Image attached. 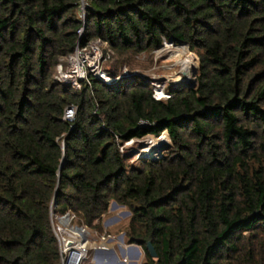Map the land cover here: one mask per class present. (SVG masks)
<instances>
[{
    "label": "trees",
    "instance_id": "trees-1",
    "mask_svg": "<svg viewBox=\"0 0 264 264\" xmlns=\"http://www.w3.org/2000/svg\"><path fill=\"white\" fill-rule=\"evenodd\" d=\"M93 39L112 78L185 43L196 84L156 100L138 75L59 81ZM163 131L165 155L129 162L125 142ZM111 201L143 264H264V0H85L84 19L80 0H0V264H59L51 204L100 230Z\"/></svg>",
    "mask_w": 264,
    "mask_h": 264
},
{
    "label": "built area",
    "instance_id": "built-area-1",
    "mask_svg": "<svg viewBox=\"0 0 264 264\" xmlns=\"http://www.w3.org/2000/svg\"><path fill=\"white\" fill-rule=\"evenodd\" d=\"M84 4L85 0H80L82 19H84ZM77 33L79 36L82 35L83 26L77 30ZM113 54L106 42L99 39L90 40L81 46L77 44L74 51L66 57V68L62 70V65H58L59 75L57 79L70 83L73 88L79 89L80 82L86 80L89 75L107 83L116 81L124 75H129L127 70H124L121 75L110 78L104 72L102 64L110 60ZM168 97L169 94L164 90L153 89L154 99H166ZM75 113L76 106L70 104L65 108L63 118L73 121ZM141 123L146 122L142 120ZM53 207L54 205L51 204L50 220L58 244L59 264H101L106 262V260H92L93 255L98 251L110 250L108 242L116 238L107 232L103 224V228L101 227V219H94L92 222V224L100 226L101 229L98 230L84 224L74 212L67 210L63 214H58L53 211ZM121 262H129V260L124 258ZM137 262L138 260L132 261L134 264Z\"/></svg>",
    "mask_w": 264,
    "mask_h": 264
},
{
    "label": "rangeland",
    "instance_id": "rangeland-1",
    "mask_svg": "<svg viewBox=\"0 0 264 264\" xmlns=\"http://www.w3.org/2000/svg\"><path fill=\"white\" fill-rule=\"evenodd\" d=\"M184 48V49H182ZM103 51H105V48H103ZM185 53L186 57L192 58V62L194 64V70L198 68V58L195 55L193 51H190L187 44L185 43H173L170 40L163 41L162 45L149 52V53H140L135 56V67L131 70L127 66L121 67V70L119 71L120 75L124 70H127V73L129 75H124L125 77H129L132 75H138L142 77L144 80H146L150 86L153 89L157 90H164V92H167V88L170 86H177L182 87L181 85H178L175 83L177 82H183V79L186 78L181 73V65L178 62L180 59L181 53ZM195 59V60H194ZM112 58L110 60H107L103 62L102 67L104 69V72L107 73L106 70L112 69ZM60 64V63H59ZM56 65V72L55 77H58V65ZM62 70H64L66 67V63H61ZM194 71L192 72L193 75ZM197 73V71H196ZM119 76V75H118ZM108 77L111 78L110 75ZM121 78V77H120ZM193 80V76H191ZM191 80V81H192ZM188 82H190L188 80ZM166 136V137H164ZM161 138H164V142H160ZM155 142L160 143V146L156 147H149L150 144H154ZM150 143V144H149ZM125 148H127V152L131 153V158L129 159V162L131 164H135L137 162V158L142 156L152 157V158H159L163 155H165L168 151V148L170 147V139L168 136V133L166 131H163L159 136L155 135H145L141 138H135L127 143H124L123 145ZM115 201H111L108 207V211L105 215L101 216V227L102 222L107 221H114L113 225L114 230L109 231V229H112L110 227H107L106 230L109 231V233H113L112 235H120V232L124 234V226L127 222L129 211L122 205L117 204ZM111 226V227H112ZM103 228V227H102ZM124 242L126 243L125 239ZM133 260H129V262H124V264H132ZM101 264H121V260H106V262ZM136 264H143V260H138Z\"/></svg>",
    "mask_w": 264,
    "mask_h": 264
},
{
    "label": "crops",
    "instance_id": "crops-1",
    "mask_svg": "<svg viewBox=\"0 0 264 264\" xmlns=\"http://www.w3.org/2000/svg\"><path fill=\"white\" fill-rule=\"evenodd\" d=\"M114 221H107L102 222V224L107 228L110 227L112 229H109V231L114 230L113 225ZM112 226V227H111ZM109 231H107L109 233ZM110 234V233H109ZM111 233L110 235H112ZM122 232H120V235ZM120 235H112L116 236L115 239L108 242V245L110 246V250H103L98 251L93 255L92 260H143V251L140 246L136 244H127L120 239ZM129 245V246H128ZM139 252V253H138ZM133 264V263H132Z\"/></svg>",
    "mask_w": 264,
    "mask_h": 264
},
{
    "label": "bare ground",
    "instance_id": "bare-ground-1",
    "mask_svg": "<svg viewBox=\"0 0 264 264\" xmlns=\"http://www.w3.org/2000/svg\"><path fill=\"white\" fill-rule=\"evenodd\" d=\"M182 49H184V48H182ZM180 56L181 57L178 60V62L181 65V73H182V75H184L186 77L183 79V82H188V80L191 81L192 80L191 76H193L192 72L194 71V64L192 62V58L186 57V54L183 53V51H182ZM164 137H166V136H164ZM164 141H165V139L161 138L160 142H164ZM151 146H153V147L160 146V143H158V142H155L154 144L151 143L149 147H151Z\"/></svg>",
    "mask_w": 264,
    "mask_h": 264
},
{
    "label": "water",
    "instance_id": "water-1",
    "mask_svg": "<svg viewBox=\"0 0 264 264\" xmlns=\"http://www.w3.org/2000/svg\"><path fill=\"white\" fill-rule=\"evenodd\" d=\"M170 41H172V40H170ZM196 69L194 70V73H193V80L192 81H190V82H177V83H175V85L176 84H178V85H181L182 87H193L195 84H196ZM115 203V202H114ZM123 236H124V234L122 233L121 235H120V239L123 241ZM147 247H148V250H149V253H150V255L152 256V257H156V252H155V250H154V247L152 246V244L151 243H148L147 244ZM139 253V252H138ZM121 264H124L123 262H121ZM134 264V263H133Z\"/></svg>",
    "mask_w": 264,
    "mask_h": 264
}]
</instances>
